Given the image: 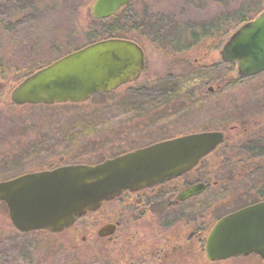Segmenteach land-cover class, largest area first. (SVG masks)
I'll return each instance as SVG.
<instances>
[{"label": "rangeland", "instance_id": "rangeland-1", "mask_svg": "<svg viewBox=\"0 0 264 264\" xmlns=\"http://www.w3.org/2000/svg\"><path fill=\"white\" fill-rule=\"evenodd\" d=\"M93 1L0 0V180L67 164L98 163L181 134L221 130L230 144L264 121V72L239 77L236 65L220 58L223 43L242 24L223 35V15L242 3L261 7L264 0H130L125 22L132 27L124 25L126 38H119H133L144 51L137 80L81 103L13 104L11 91L27 75L104 39H91L97 20L91 15ZM206 24L214 28L211 36L191 44V30ZM224 148L226 152L217 148L205 160L211 175L222 154L232 153ZM249 172L246 181L236 175L217 184L211 178L216 183L185 205L193 221L170 226L127 216L122 196L60 232L23 233L14 228L0 201V264H12L4 259L7 253L15 255V264H261L252 255L211 262L203 249L218 218L254 201L248 194L239 196L251 189ZM115 220L120 222L118 231L97 234L104 223Z\"/></svg>", "mask_w": 264, "mask_h": 264}, {"label": "water", "instance_id": "water-1", "mask_svg": "<svg viewBox=\"0 0 264 264\" xmlns=\"http://www.w3.org/2000/svg\"><path fill=\"white\" fill-rule=\"evenodd\" d=\"M130 0H94L91 15L103 20ZM222 62L236 65L239 77L264 72V9L239 25L220 49ZM144 68V51L133 40L109 37L73 50L23 78L11 91L15 105L81 103L93 94L133 82ZM223 140L221 131H201L137 148L98 163H73L0 180V201L14 228L28 233L60 232L76 218L125 190L136 191L179 176ZM205 189L196 183L182 190L185 199ZM106 225L98 235L110 234ZM203 249L211 262L257 253L264 264V200L229 212L215 221Z\"/></svg>", "mask_w": 264, "mask_h": 264}, {"label": "flooded vegetation", "instance_id": "flooded-vegetation-1", "mask_svg": "<svg viewBox=\"0 0 264 264\" xmlns=\"http://www.w3.org/2000/svg\"><path fill=\"white\" fill-rule=\"evenodd\" d=\"M263 122L256 123L255 124V125H257L256 131H253V130L251 131V133L254 136L258 137L257 139L260 138L259 132H264V123ZM209 131H212V130H209ZM216 131H219V130H216ZM221 132L223 133V140L219 145H221L225 141L224 132L223 131H221ZM182 135H185V134H181L178 136H182ZM178 136L167 137L164 139L161 138V140H159L157 142H160L163 140H168V139L175 138ZM157 142H152L150 144L140 146L137 148L145 147V146L157 143ZM218 146H216L211 152H209L204 157H202L198 161L196 166H194L193 168H191L187 172H185L179 176H175V177L166 179L159 184H156V185H153L150 187H145V188L140 189V190H136V191L125 190L120 195H118V196H116L110 200L103 201L101 203V205L99 206V208H97L96 210L89 211L87 213H96L100 209H102V208L104 209L107 206L106 204H108L109 202H112L113 200H115L117 198L125 196L126 198H125V201L123 203V205H124L123 211L129 212V214L127 216H131V214L132 215L136 214L137 216H134V217H137V218L144 217V219L149 220L151 223H155L158 226L159 225L160 226H163V225L164 226H168V225L170 226L172 224L179 223V222L181 223L183 221L192 222L193 220L190 219L188 216V215H192V214L188 213V210L185 209V205L190 200L191 201L196 200L197 196L199 194H201L202 192H204L205 190L210 188L212 184L216 183V181H213V183H210L211 182V173L209 172V168H208L209 165L205 163V160L208 158H211V156L215 153V150L217 148H219ZM137 148H135V149H137ZM132 150H134V149H132ZM132 150H130V151H132ZM127 152H129V151H127ZM123 153H125V152H123ZM123 153H121V154H123ZM118 155H120V154H118ZM251 155H252V167H251V169H249L250 172L248 173V174L252 175V177L250 176L251 177V189L250 190H252V192L264 191V162H263V159L261 158V156H263L264 153L256 152V153L251 154ZM222 157L224 159V153L222 154ZM195 172L201 173V175H202L201 178H198V179L193 178L192 174H194ZM242 173H243V171L241 172V174L238 172V176L241 177V179L245 178V176H243ZM245 181H246V178H245ZM196 183H204L205 189L202 192H200L198 194H194L192 196H189L185 199H182V200L178 199V194L182 190H184V189L188 188L189 186L194 185ZM246 186H248V185H246ZM247 189H248V187H247ZM263 200H264V197L254 199L253 202L246 203V204L238 207L237 209L242 208V207L247 206V205H250V204H254V203L263 201ZM205 204L209 205V202L207 201V202H205ZM171 209H172V212L174 209H178V210H176L175 213H172ZM237 209H235V210H237ZM235 210H233V211H235ZM206 212H208V211H206ZM206 212H205V215H206ZM110 224L114 225V228L112 229V231H113L112 234H114L116 231H118L119 226H120V222L118 220H115L114 222L110 221V222L104 223L97 230V234H98V231L102 227H104L106 225H110ZM148 226H153V225L149 224ZM112 234L108 237L109 238L112 237ZM249 255H252V256L259 258L261 260V264H263L261 257L257 253L253 252ZM249 255H247V256H249ZM244 257H246V256H244Z\"/></svg>", "mask_w": 264, "mask_h": 264}, {"label": "trees", "instance_id": "trees-1", "mask_svg": "<svg viewBox=\"0 0 264 264\" xmlns=\"http://www.w3.org/2000/svg\"><path fill=\"white\" fill-rule=\"evenodd\" d=\"M127 6L128 4L120 8L114 15H112L111 17L107 19L94 20L93 26L95 27L91 29V39H93L96 36H101L104 38L125 37V34L127 33L125 26L128 28L132 27V26H128V23L125 22V10ZM262 6H264V4ZM262 6L250 9L249 3H242L239 5V7L236 10L225 13L222 19L224 20L223 23L226 22V29H225L226 31L224 30L225 33H222V34L228 35L229 32L235 26L238 25V23H243L253 18L256 14H258ZM137 20L138 19L134 20V23H133L134 25L136 24ZM202 26L203 28L201 29L191 30L190 35L193 39V43L191 44L199 42L201 39H203V37L211 36L212 34L211 31L214 28L208 24L202 25ZM217 34L220 37L219 29L217 31ZM131 39L134 40L133 38ZM184 48H187V47L185 46ZM181 49H183V47L180 48V50ZM212 69H216V72L218 71V68H212ZM173 85L175 86V84H171L170 86L172 88H175L176 86L173 87ZM97 94H105V93L100 92V93H95L94 95H97ZM37 105L49 106V105H44V104H37ZM31 106H36V105H31ZM259 134H260L259 139H257L258 137L254 136L250 132L248 136L238 139V142L232 141L230 144H228V142H223L224 144L222 143L219 146L218 150L226 152L225 151L226 149L224 147H228L229 150L232 151V153L230 154L224 153V159L216 162V164L218 165V169L216 170V172H214V174L211 175V178L215 179L217 181V184L222 183V180H230L234 178L236 175L238 177V172L241 174V172L243 171L242 174L243 176H245L248 170L251 169L252 161L251 162L249 161L250 162L249 164H246L244 162H246L247 159L252 160L251 154H254L256 152L264 153V132H259ZM261 158L263 159V162H264V155L261 156ZM246 192L247 193L240 194L239 196H244L248 194V196H253L255 199L264 197V191L252 192V190H249ZM214 195H212L213 197L212 199H214ZM216 197L220 198V196H216ZM243 198L244 197H242V199ZM42 231H45V230H42ZM4 259L6 262H10L12 264L16 263L14 262L16 261L14 254L7 253Z\"/></svg>", "mask_w": 264, "mask_h": 264}]
</instances>
